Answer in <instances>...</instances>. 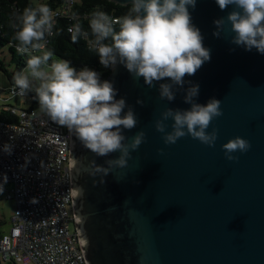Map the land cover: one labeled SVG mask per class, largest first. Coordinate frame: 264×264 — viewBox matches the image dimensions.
I'll list each match as a JSON object with an SVG mask.
<instances>
[{"label":"water","instance_id":"95a60500","mask_svg":"<svg viewBox=\"0 0 264 264\" xmlns=\"http://www.w3.org/2000/svg\"><path fill=\"white\" fill-rule=\"evenodd\" d=\"M188 10L211 59L185 76L173 101L159 98L167 79L149 88L121 64L106 79L116 99L126 101L124 112L130 106L137 119L123 132L125 143L145 133L127 166L93 175L94 166L108 168L106 161L120 153L97 156L71 134L74 229L87 264H264V55L230 43L232 6L221 11L215 0H197ZM220 18L225 24L217 38L213 22ZM187 81L199 85L196 103L221 101L223 115L207 129L218 130L214 147L190 136L165 145L155 130L167 108H190L183 102ZM171 123L165 121L167 131ZM235 137L251 148L230 162L222 145Z\"/></svg>","mask_w":264,"mask_h":264},{"label":"clouds","instance_id":"9594fccd","mask_svg":"<svg viewBox=\"0 0 264 264\" xmlns=\"http://www.w3.org/2000/svg\"><path fill=\"white\" fill-rule=\"evenodd\" d=\"M197 0H131L127 14L113 19L104 11H93L89 20L90 43L99 56V63L108 69L123 65L134 78H143L149 88L159 84V98L173 101L176 92L184 89L185 76H193L205 62L210 61V49L203 46V36L191 20L189 7L195 9ZM221 11L232 6L226 20L234 33L230 43L251 52L256 49L264 55V0H215ZM53 10L46 4L26 7L13 23L16 51L29 55L26 67L13 76V94L25 97L35 92L38 111L58 126L65 127L82 145L97 156L104 157L119 152L117 159L107 160L108 168L94 166L92 174L107 175L113 166L124 168L130 151H136L144 142L145 133L138 132L131 144H126L125 130L136 127L137 119L126 101L116 99L113 83L100 78L88 67L80 70L71 62L54 57L53 50H46V35L53 34ZM213 35L220 37L225 18L215 20ZM116 25L119 30H116ZM71 40H86L89 32L76 24L68 29ZM42 52V55H32ZM185 90V104L189 109L167 108L155 124L162 133L165 145L175 144L190 136L201 144L214 147L218 130L210 127L213 119L223 115L221 101L211 98L206 105L195 102L199 85L192 84ZM141 103V101H137ZM123 113V115H122ZM171 120V131L165 121ZM251 148L248 140L235 137L222 145L225 158L234 162V153L245 154ZM9 155L11 146L3 149ZM162 151V150H161ZM2 190V189H0ZM81 194L82 190L80 189Z\"/></svg>","mask_w":264,"mask_h":264},{"label":"built area","instance_id":"2783aa9c","mask_svg":"<svg viewBox=\"0 0 264 264\" xmlns=\"http://www.w3.org/2000/svg\"><path fill=\"white\" fill-rule=\"evenodd\" d=\"M4 1L0 0V36ZM31 1L37 6L55 5L49 6L55 13L54 26L58 18L74 19L72 9L79 3ZM11 8L17 10L15 1ZM51 36L45 37L48 43ZM29 99L28 108L0 106V113L6 111L17 118L15 122L0 120V189L12 186L7 199L15 206L11 228L0 237V258L8 264H87L73 230L71 134L38 111L35 97ZM5 145L11 146L10 155L3 150Z\"/></svg>","mask_w":264,"mask_h":264},{"label":"trees","instance_id":"16d2710c","mask_svg":"<svg viewBox=\"0 0 264 264\" xmlns=\"http://www.w3.org/2000/svg\"><path fill=\"white\" fill-rule=\"evenodd\" d=\"M15 1L17 10L11 8V4ZM59 3L62 0H57ZM3 6V18H4V31L0 36V53L5 46L9 47L11 52V63L14 65V70L9 72L3 61L0 59V70L4 72L10 83L13 86V76L23 70L26 67V61L29 59L27 54H19L16 51L17 42L13 39L15 29L12 27L13 23H17L16 17L23 12L26 7L35 8V5L31 0H7L2 4ZM48 6H55L49 2ZM131 8V4L127 6H121L115 4L109 0H79V3L72 9L74 19L69 20L67 18H58L55 26L53 27V35L49 39V43L46 45V50L54 51V58L65 59L71 62V66L77 70L83 67H88L100 74L102 81L106 80L109 76L111 69L103 67L99 63V56L90 43L91 32L89 29L90 14L93 11H104L112 16L121 17L128 13ZM79 24L85 31L89 32V38L86 40L84 37H80L76 43L71 40L72 33L68 31L70 27ZM116 30H119V26L116 25ZM32 55H42V52H34ZM1 92V90H0ZM29 96L35 97V93L29 92ZM12 106V105H11ZM17 108V107H16ZM0 120L15 122L17 118L9 114V112H1ZM1 237V231H0Z\"/></svg>","mask_w":264,"mask_h":264},{"label":"rangeland","instance_id":"374dc122","mask_svg":"<svg viewBox=\"0 0 264 264\" xmlns=\"http://www.w3.org/2000/svg\"><path fill=\"white\" fill-rule=\"evenodd\" d=\"M0 59L3 61L5 68L11 72L14 70V65L11 63V52L8 46L2 48L0 53ZM53 59H55L53 57ZM0 106L10 104L14 107L23 109L28 108L30 105L29 96L20 97L14 95L12 90V84L10 83L7 75L0 70ZM35 93L34 91H31ZM11 185L7 184L4 189L0 190V231L1 234L8 233L11 228V219L14 212V202L7 199V194L11 190ZM74 227V226H73ZM74 230V228H73ZM0 264L5 263L3 258H0ZM35 264V263H30Z\"/></svg>","mask_w":264,"mask_h":264}]
</instances>
